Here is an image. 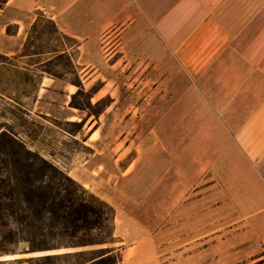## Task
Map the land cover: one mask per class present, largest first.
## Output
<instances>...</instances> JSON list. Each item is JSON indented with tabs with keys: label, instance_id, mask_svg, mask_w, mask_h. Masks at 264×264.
<instances>
[{
	"label": "crops",
	"instance_id": "1",
	"mask_svg": "<svg viewBox=\"0 0 264 264\" xmlns=\"http://www.w3.org/2000/svg\"><path fill=\"white\" fill-rule=\"evenodd\" d=\"M38 9L80 41L74 63L77 69L84 66L79 72L86 90L101 65L121 71L129 60L151 66L141 81L151 85L145 90L137 84L133 90L142 91L137 111L143 107L168 114L174 131H199L206 137L199 156L201 181L205 178L201 191L215 187L220 194L226 186L236 208L247 212L232 223L230 235L224 237L221 227L199 240L203 245L188 252L185 262L223 264L225 254L237 262L241 255H255L251 250L258 245L264 249V0H8L0 13L1 53L22 51ZM9 26L17 32L8 33ZM111 30L116 40L100 45L99 36ZM92 51L94 56L81 62ZM110 81L103 78L92 99H114L115 92L107 90ZM77 88L64 78L44 75L35 109L40 103L46 114L58 116L59 106L65 113L79 110L69 106ZM177 115L182 121H176ZM176 146L175 140L168 142V192L173 194ZM184 146L187 150L186 139ZM215 203L216 209L223 206L221 200ZM115 210V231L122 227L128 234L116 249L122 252L121 264L176 263L159 259L155 236L146 225Z\"/></svg>",
	"mask_w": 264,
	"mask_h": 264
},
{
	"label": "rangeland",
	"instance_id": "2",
	"mask_svg": "<svg viewBox=\"0 0 264 264\" xmlns=\"http://www.w3.org/2000/svg\"><path fill=\"white\" fill-rule=\"evenodd\" d=\"M5 5L6 0H0V13H5ZM11 29L15 30L16 27L11 26ZM116 34L111 30L106 35L99 36L100 45L114 42ZM104 38L107 39L105 42ZM35 42L39 45L58 43L48 39H35ZM74 43L72 39L67 40L68 46ZM71 52L75 60H78L79 52L74 47ZM94 53L92 51L85 55L80 59L81 62L91 59ZM99 53L103 55V50ZM128 62L125 71H121L119 66H99L95 73L96 78L89 86L88 90L100 87L102 79L110 77L111 86L107 90L111 88L115 92L114 99L98 96L91 99L90 108H71L70 113H65L59 106V116L46 114L40 103L35 109L34 102L40 89L31 97L21 98L20 91L14 90L10 83L13 76L4 74L2 85L9 89L8 93L14 97L20 96L19 99L28 103L32 111L31 116H25L12 99L0 96V128L13 129L20 133L26 143L38 150L59 170L83 184L114 208L118 207L124 214L131 215L138 225H146L155 236L154 244L158 248L159 259L164 263L171 259L176 260L175 264H191L190 261L185 262V255L203 245L198 243L199 240L210 238L211 231L221 227L224 237L230 235L232 223L242 218L247 211L236 208L237 204L226 186L220 194L214 192L215 187L201 191L205 178L201 181L199 156L201 141L205 142L206 137L202 138L199 131H189L187 135L182 129L174 131L170 127L171 118L168 114H152L143 107L137 111L136 105L142 100L139 97L142 91L140 89L137 94L133 90L137 84L145 90L148 89L151 83L146 82V79L141 81L150 73L151 66L135 65V61L131 60ZM82 67L84 66L78 65L77 69L65 57L59 60L54 69L71 82L76 79L77 73L80 74ZM77 91L78 88L74 93ZM42 93L45 94L44 90ZM71 100L72 96L69 97V106ZM76 101L87 104L88 97L79 94ZM55 112L58 113L57 109ZM65 116H72V120H65ZM176 117V121L183 119L182 115ZM81 122L84 126L80 130L78 123ZM25 133H29L30 137ZM185 139L189 145L187 150L184 146ZM170 140L176 141V156L179 159L175 168L174 194L168 192ZM218 189H221V186ZM217 200H221L223 206L216 209ZM126 234L127 230L120 227L115 231L116 242L103 247H117L125 240L122 237ZM76 240L75 236L58 228H43L34 236L22 232L17 227H13V231L6 229L0 232V264H79L89 255L81 256L75 254L76 251L102 247L71 246ZM190 245L193 247L185 250ZM251 251L256 254L247 258L241 255L237 262L225 254L223 264H264L263 247L258 245ZM43 255L53 257L15 262V259ZM121 259L122 252L115 250L106 263L115 261L121 264Z\"/></svg>",
	"mask_w": 264,
	"mask_h": 264
},
{
	"label": "trees",
	"instance_id": "3",
	"mask_svg": "<svg viewBox=\"0 0 264 264\" xmlns=\"http://www.w3.org/2000/svg\"><path fill=\"white\" fill-rule=\"evenodd\" d=\"M7 31L10 34L17 32L11 26ZM35 39H48L58 43L39 45ZM69 39L75 41L74 45L68 46ZM79 46L80 41L61 31L53 18L41 9L36 10L35 21L22 51L13 56L0 53V96L9 97L25 116H31L28 103L20 100V96H11L9 89L2 85V76L11 74L13 78L10 83L14 90L20 91L21 98L31 97L39 91L45 74L63 78L54 69L60 59L67 57L71 65L76 67L75 57L68 50L74 47L78 51ZM71 83L78 86V91L72 95L70 105L82 110L90 108L91 99L100 87L86 91L78 73ZM79 94L88 97L87 104L76 101ZM78 124L81 130L84 123ZM25 134L30 137L29 133ZM115 216L116 210L110 203L59 170L26 143L20 133L0 128V232L6 229L13 231V227H17L34 236L43 228H58L77 238L71 243L73 247L102 246L76 251L75 254L81 256L89 255L79 264H118L115 261L106 263L117 247H103L116 242ZM52 257L53 255H43L20 258L15 259V262Z\"/></svg>",
	"mask_w": 264,
	"mask_h": 264
}]
</instances>
